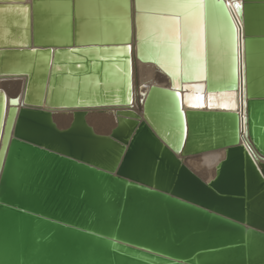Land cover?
Listing matches in <instances>:
<instances>
[{
	"label": "water",
	"instance_id": "obj_1",
	"mask_svg": "<svg viewBox=\"0 0 264 264\" xmlns=\"http://www.w3.org/2000/svg\"><path fill=\"white\" fill-rule=\"evenodd\" d=\"M184 2L0 0V76L24 78L0 88V264H264V153L240 117L264 101V0ZM189 12L187 42L139 36L140 17L181 32ZM132 50L169 78L141 83L135 109ZM190 84L238 89L241 111L185 107ZM101 109L106 133L86 120ZM218 150L210 179L184 161Z\"/></svg>",
	"mask_w": 264,
	"mask_h": 264
},
{
	"label": "bare ground",
	"instance_id": "obj_2",
	"mask_svg": "<svg viewBox=\"0 0 264 264\" xmlns=\"http://www.w3.org/2000/svg\"><path fill=\"white\" fill-rule=\"evenodd\" d=\"M29 1L30 0H25V2H29ZM226 1H230V0H226ZM140 7H143V4H140ZM173 24L174 22L171 23L170 20H166V19L148 20L147 18L140 17L138 18L139 36L144 37L146 34H148L149 29H151L152 30L151 34L155 38L156 34L159 31L164 29L171 35H176V36L180 35L181 39H185L188 29L190 31H193V27L196 28L199 25L198 16L189 12L187 16L182 18L181 32L180 30H178L179 25L174 26ZM95 39L98 40V37ZM194 42H195L194 47L197 50L199 49V46L201 48V38H199L198 36L194 37ZM70 59H72V57ZM138 64L142 66L140 67V71H141V75L145 83H150V81L154 79V73H155L156 74L155 77L158 80L157 82L164 83V85L160 84V86H169V78L166 77L163 72H162L163 73L162 77L159 74H157L156 72L160 70L155 64L149 63V62L144 63V62L137 60L135 56V50L134 51L132 50L131 83H132V91H133L134 96L132 98L131 105L133 109H135V105H136L135 98H137V94H138L135 88V83H134V70L136 69ZM165 69L171 74L177 75L178 73V71L171 65L165 66ZM193 77H196L194 73H193ZM198 77H202V73L198 74ZM14 80H17L18 83H14L15 82ZM23 80L24 78L21 76H13V75L0 76V82L13 81V83H6V85H4L3 83H0V88L4 90V88L10 89L8 88V86L14 87L15 88L14 93H8L6 90H4L8 96L12 97L16 92L21 91ZM174 86L178 87L179 84L176 81H174ZM184 87L186 89L182 91L181 96H182L183 105L185 107H194L193 105L198 104L200 105L199 107H209L212 109H224V110H230V111H235V110L241 111L242 102H241V96L238 92V89L235 91L229 90V91H220V92L216 91L213 93H205L203 92V84H197V85L190 84V85H185ZM57 113H60V114L57 115ZM243 115L247 116V134L248 135L246 137V141L249 143V145L254 150V152H256L257 154H263L264 153V137L263 138L261 137V133H263L264 131V101L247 102L240 117H242ZM69 119H70V116L67 114H62L61 112L57 110L54 113L55 122L57 120L59 123L66 124L69 121ZM88 119L89 121H92L95 124V126L100 128L101 130H106L108 128L110 129L114 125V117L112 113L107 111L106 109L91 111L86 116V120L89 123ZM190 157L191 156L184 158L185 163L190 162V164L194 168L198 169L201 172H204L207 175V177H210L211 171H212V176H213L215 166L221 159H223L224 151L218 150V151L202 153L199 155V157L197 156L198 158L196 159H190ZM212 176L210 178H212ZM210 178H207V179H210Z\"/></svg>",
	"mask_w": 264,
	"mask_h": 264
},
{
	"label": "rangeland",
	"instance_id": "obj_3",
	"mask_svg": "<svg viewBox=\"0 0 264 264\" xmlns=\"http://www.w3.org/2000/svg\"><path fill=\"white\" fill-rule=\"evenodd\" d=\"M140 67H142L141 65H137V67H136V69L134 70V83H135V88H136V91H137V93H139V89H138V86L141 84V83H145L144 82V80H143V78H142V75H141V71H140ZM138 70V71H137ZM136 73V74H135ZM156 74L154 73V79H152L151 81H150V83H156V84H158V85H164V83H158L157 81V79H156ZM156 79V80H155ZM15 82L14 83H18V81L17 80H14ZM0 83H3L4 85H6V83H13V81H6V82H0ZM8 88H10V89H6V88H4V90H6V91H8V90H11V93H14L15 92V88L14 87H12V86H8ZM58 114H60V113H57V115ZM55 116H56V114H55ZM88 121H89V119H88ZM56 122L58 123V125H60V126H64L65 125V123L63 124V123H59L57 120H56ZM89 123L94 127V129L96 130V131H98V132H100V133H106L108 130H109V128L108 129H106V130H101L100 128H98L97 126H95V124L92 122V121H89ZM198 157H199V155H197ZM197 156H191L190 157V159H196V158H198ZM186 164L194 171V172H196L198 175H200L202 178H204V179H207V178H210L211 176H212V171H211V176L210 177H207V175L204 173V172H201V171H199L198 169H196V168H194L191 164H190V162H186Z\"/></svg>",
	"mask_w": 264,
	"mask_h": 264
},
{
	"label": "snow or ice",
	"instance_id": "obj_4",
	"mask_svg": "<svg viewBox=\"0 0 264 264\" xmlns=\"http://www.w3.org/2000/svg\"><path fill=\"white\" fill-rule=\"evenodd\" d=\"M177 6L178 7H181V8H203V4L200 2V0H186V2L180 3ZM191 38H192V33L189 32L185 36V42H187ZM177 51H178V49H177ZM198 59H202V56L201 57H198ZM193 106L194 107H199L200 105L197 104V105H193ZM185 133H186V129H185V131H182V133H181V139L184 138Z\"/></svg>",
	"mask_w": 264,
	"mask_h": 264
},
{
	"label": "crops",
	"instance_id": "obj_5",
	"mask_svg": "<svg viewBox=\"0 0 264 264\" xmlns=\"http://www.w3.org/2000/svg\"><path fill=\"white\" fill-rule=\"evenodd\" d=\"M11 90H12V89H11ZM11 90H8L7 92H8V93H11Z\"/></svg>",
	"mask_w": 264,
	"mask_h": 264
}]
</instances>
